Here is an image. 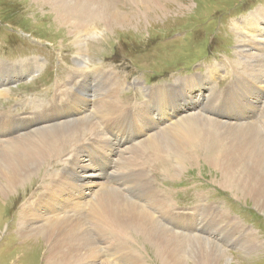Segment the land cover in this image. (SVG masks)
Here are the masks:
<instances>
[{"label":"bare ground","instance_id":"6f19581e","mask_svg":"<svg viewBox=\"0 0 264 264\" xmlns=\"http://www.w3.org/2000/svg\"><path fill=\"white\" fill-rule=\"evenodd\" d=\"M46 1L52 3L55 10L63 11L59 16L70 20L78 29L86 27L85 24L89 20L98 18L100 11L119 23L130 22L129 15L125 16L115 11L116 8L112 6L110 0ZM70 1H74V4L68 5ZM132 1L139 8L144 7L146 10L155 2H161V0ZM77 10H80V14L76 17ZM261 22L264 23V11L261 10L243 21L248 31L258 28ZM82 32L80 35L88 37ZM241 32L239 38L244 37V29ZM260 37H264V30ZM84 42L86 44V41L81 43ZM236 42L237 50L241 41L236 39ZM79 47L81 53L86 55L84 48ZM253 50L242 49L240 54L236 53L241 61L253 58L248 61L249 66L240 64L239 69L240 66L245 69L252 67L262 76L253 74L241 76L235 88L233 82L224 88L226 94L218 101L213 99L210 89L202 85L197 87L199 96L191 100L173 97L174 100L167 101L160 92L151 89L147 96L156 109L166 102L175 104L171 105V108L169 106L168 109H161L160 112L151 107L155 112L150 111V114L154 115L152 120L157 118L160 122L159 126L153 121L149 122L152 130L158 132V128L162 127L158 133L171 136L170 126L165 127L170 121L171 126L178 122L176 125L178 128L185 122L191 130L185 137L179 139L180 142H171V145L161 143L160 150L156 145L168 138L150 132L151 128L142 118L143 114L147 119L149 117L146 109L138 107L129 110L131 116L127 110L125 114L122 113L120 89L116 95L105 90V72L102 70L99 76L85 68L84 80L74 74L82 72L83 67L74 70V73L66 78L69 83L62 85L66 82L64 81L58 85L48 103L36 106L33 113L31 112L34 115L32 119H17L16 115L0 111L1 198L10 196L14 189L18 190L21 184L29 182L43 165L51 164L53 161L63 167L60 173L58 170L51 172L50 182L44 186L42 194L37 199L34 198L33 202L31 200L27 202L26 207L22 206L25 208L19 214L20 235L30 238L32 235L43 237L46 264H117V262L141 264V261L134 257L133 249L121 253L130 245L127 243L129 242L127 233L131 235V230L137 229L144 230L148 239L159 245L157 256L162 264L234 263L221 249L220 244L199 235L197 238L187 235L188 241L195 240L190 243L192 246L187 251L188 245L183 243L179 245L176 242L177 240L181 242V237L169 233L152 212L151 214L147 212L148 209L142 208V204L146 205L148 201L158 197L156 189L146 183V179L149 178L148 182L154 184V179L152 181L151 173L147 170L151 168L148 164V151L153 149L152 151H158L156 152L158 154L156 159L160 161L158 166L163 161L171 162L172 157L175 158L179 169H183L186 163H191L198 157L209 159L205 161L213 170L221 173L224 187L238 193L237 195L232 192L238 200L249 199L256 209H264V67L260 65L264 63V44L258 45L254 50L256 54ZM80 54L77 61L81 65L84 61L80 62ZM232 65L233 60L226 63L218 62L208 66L205 74L213 71L214 79L218 81L229 76ZM38 68L40 66L38 67L37 62L32 61L30 77L27 78L36 75ZM18 75V69L12 66H9L7 72L0 71V96H6L7 90L4 87L11 84L12 79ZM204 75L194 76L195 80L202 81ZM192 83V79L184 82L187 88H191ZM231 91L234 99L230 98ZM184 109L188 112L187 116L182 117L181 112ZM174 111L177 115L170 116L169 113ZM166 116H170L167 117L169 119H163ZM135 117H139V124L133 123ZM224 119L226 120L223 121ZM134 130L140 142L138 147L133 146L132 157L128 158L129 156L125 154L132 149L129 144L135 138ZM175 132H178L177 129ZM227 134L229 136H226ZM230 135L234 138L232 142ZM126 140L127 145L124 144ZM84 155L91 157L83 161L81 158ZM136 157L140 158V162L137 163ZM143 158L147 159L144 160L147 168L144 165L143 168L140 167ZM246 161L251 167L241 165ZM70 175L73 178H69ZM130 187H134L137 193L129 195ZM159 207L164 211L167 205ZM227 217L222 218L224 222ZM226 227L230 228V221ZM120 240L125 242L120 243ZM100 243H105L106 247H102ZM111 255H115L113 262H110Z\"/></svg>","mask_w":264,"mask_h":264},{"label":"rangeland","instance_id":"374dc122","mask_svg":"<svg viewBox=\"0 0 264 264\" xmlns=\"http://www.w3.org/2000/svg\"><path fill=\"white\" fill-rule=\"evenodd\" d=\"M110 2L117 9L115 11L125 16L129 15L130 22L119 23L100 11L98 18L89 20L85 24L86 27L78 29L70 20L61 18L59 13L63 11L55 10L53 4H49L46 0H0V64H5L0 65V71L7 72L9 66H12L18 68V72H22L24 65L31 61L28 70L19 73L15 79H12L11 84L4 87L7 94L4 97L0 96V111L16 115L17 119L34 118L32 113L36 106L48 103L58 85L66 81L74 70L83 67L82 72L74 73L79 79L84 80L85 68L99 76V72L104 71L105 90L116 95L120 89L122 113L125 114L127 110L131 116L129 110L138 107L146 109L149 117L147 119L143 114L142 118L151 128L149 122L153 121L156 126L160 124L157 118L152 120L154 117L150 114L152 108L160 112L163 108L175 106L172 102H166L156 109L148 99L153 89L160 92L167 101L181 97L191 100L199 96L197 87L202 85L208 87L213 99L218 101L226 94L222 88L227 85L229 79L221 80L218 84L219 89L215 86L217 80L214 79L213 71L204 73L208 65L216 64L217 61L226 63L233 60L229 73L231 81L228 85L233 82L234 88L241 76L249 74L262 76L252 67L245 69L240 66L239 69L240 64L249 66L248 61L253 58L241 61L236 53L240 54L242 49L256 50L258 45L264 44V37H260L264 23L261 22L258 28L255 25L256 28L251 31H248L247 25L243 23L251 14L256 15L257 11H264V0H161L147 10L144 7V9L139 8L132 0H110ZM70 3L73 5L74 1L68 2V5ZM79 14L80 10H77L75 16ZM238 27L244 29L245 38H239L242 29H237ZM82 31L88 37L80 35ZM156 39L162 43L160 46L155 44ZM236 39L241 41L237 50ZM82 41H86L87 45L85 42L81 43ZM79 46L84 48L87 60ZM79 54L80 62L84 61V64L78 63ZM32 61L38 63L40 73L28 81L26 78L31 71ZM263 64L260 63L261 67H264ZM196 75H204L203 80L200 82L195 80ZM186 76L192 77L182 79ZM90 77L91 75L89 79ZM188 79L193 80L191 88H187L184 84ZM68 83L69 81H66L62 85ZM169 83L172 84L167 85ZM89 87L91 88L90 84ZM229 94L230 98L234 99L232 91ZM187 112V109H184L181 116H187ZM169 114L177 115L176 111ZM170 116L163 119H169L167 117ZM171 122L165 124V127L170 126L171 136L158 133L163 129L162 127L158 128V132L152 128V131L150 130L153 135L168 138L156 145L159 150L161 143L171 145V142H180V138L191 132L185 122L181 123L179 128L176 127L178 122L172 126ZM133 123L139 124V117H135ZM233 139L230 135V142ZM139 142L135 134V138L129 144L132 149L125 154L129 156L128 158L132 157L133 146L138 147ZM127 143L128 140L124 141L125 145ZM152 150L148 151V164L151 168L147 170L151 173L150 178L152 181L154 179V184L148 182L149 178L146 179V183L156 189L158 197L148 201L146 205L142 204V208L148 209L149 213L152 212L169 233L181 237V242L179 240L176 242L179 245L182 243L188 245L187 251L192 246L190 243L195 241H188L187 235L196 238L199 235L220 244L221 249L232 259V262L234 261L233 264H264V209H256L249 199L238 200L232 192L237 195L238 193L224 187L221 173L213 170L205 161L209 159L201 156L191 163H186L183 169H179L175 158L172 157L171 162L163 161L158 166L160 162L156 159L158 151ZM90 157L91 155L89 157L84 155L81 159L87 161ZM135 159L137 163L140 162L139 157ZM144 160L147 159H142L140 166L142 168L143 165L146 166ZM251 160L255 159L251 158ZM241 165L251 167L247 161ZM62 169L61 164L58 165L53 161L51 164H45L29 182L21 184L18 190L14 189L13 194L5 198L0 196V264H46L43 237L32 235L34 238H30L20 235L19 214L26 207L27 202L30 200L33 202L42 194L44 186L50 182L51 172L58 170L60 173ZM70 177L73 178L72 175ZM134 190V187H130V191L135 193L129 191L128 194H136ZM143 190L146 192L145 188ZM161 204L167 205L164 211L159 207L162 206ZM24 205L25 207H22ZM225 217L227 218L224 222L222 218ZM229 221L230 228L226 227ZM131 232L133 233L131 235L127 233L129 248H124L121 253L133 249L134 257L141 261V264H162L157 256L159 245L148 239L144 230L137 229ZM244 236L247 240L243 239ZM100 245L106 247L105 243ZM114 258L115 255H111L110 262H113Z\"/></svg>","mask_w":264,"mask_h":264}]
</instances>
